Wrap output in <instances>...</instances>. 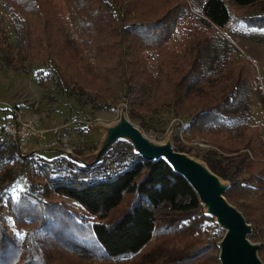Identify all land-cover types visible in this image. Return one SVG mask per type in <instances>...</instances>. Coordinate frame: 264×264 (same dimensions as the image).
I'll return each mask as SVG.
<instances>
[{"label": "trees", "instance_id": "trees-1", "mask_svg": "<svg viewBox=\"0 0 264 264\" xmlns=\"http://www.w3.org/2000/svg\"><path fill=\"white\" fill-rule=\"evenodd\" d=\"M2 1L14 19L26 20L19 33L24 59L53 65L48 56V34L63 33L65 28L54 16L53 21L39 20L34 26L33 20L43 19L41 12L54 10L56 3ZM129 3L133 10L125 7L120 13L119 28L109 0H61L74 37L59 35L55 39L64 40L71 48L74 43L81 45L89 52L88 60L98 71L99 80L109 86L107 107L127 97L129 118L157 105L176 115H188L181 139L173 136V149L188 154L191 148H184L182 141L199 136L218 150L205 151L199 159L230 183L224 197L248 217L247 222L254 223L249 238L261 243L258 256L264 263V145L256 147L258 129L249 125L248 101L256 85L255 71L247 59L233 56L234 50L218 35L195 33L180 53L166 46L179 20L186 17L195 18L211 31L264 36V0ZM196 3L200 12L195 16ZM107 20L112 23L113 38L118 35L124 40L123 50L118 51L116 38L115 44H86V38L105 33ZM33 29L39 31L37 38ZM143 51L153 53L154 89ZM54 70L68 90L71 83L56 67ZM35 76L38 82H46L39 71ZM164 82L169 84L168 90ZM20 149L10 143L8 152L19 159L21 170L29 167L34 180H29L15 199L0 195V210L5 206L24 238L20 247L15 246L0 224V264H218V239L200 237L202 223L210 220L203 217L186 181L161 160L143 161L122 142L113 146L101 164L90 168H79L63 158L19 157ZM70 151L82 154L76 148ZM241 197L256 199L260 206L238 203ZM57 199L78 205L90 218L81 217Z\"/></svg>", "mask_w": 264, "mask_h": 264}, {"label": "rangeland", "instance_id": "rangeland-1", "mask_svg": "<svg viewBox=\"0 0 264 264\" xmlns=\"http://www.w3.org/2000/svg\"><path fill=\"white\" fill-rule=\"evenodd\" d=\"M109 1L114 5L117 23L120 28V13H123L125 7H130L129 1L131 0ZM41 2L45 4L56 3L54 4L55 8L51 11H45V13L41 12L43 19L33 20V26L38 24L39 20L42 23L45 21L51 22L53 21L52 16H54L58 19L59 24H63L65 28L63 33L58 30V32L52 31V35L48 34L51 41L48 56L53 65L49 64L46 66L36 61L28 62L24 59L19 33L22 27L26 25V20H20L18 17L15 20L8 10V6L0 0V125L4 117L12 116L13 112H16L15 115L19 119L31 120L36 123L38 130L43 131L42 138L32 139L21 147L18 152L19 157H22V154L24 155L33 145L47 147L53 144H57L67 150L72 148L79 149L82 153L81 155H84L95 149L97 139L100 136L95 123H107L115 120L121 105L124 106L127 115L129 98H122L117 105L106 106L109 101L107 100L109 99V92L106 89L109 86L99 80L98 71L95 70L93 64L88 60L89 52L86 49H82L81 45L77 46L74 43L71 48L64 40L55 39L56 37H64L69 34L72 38L74 37L73 30H71L70 24L66 21L67 12L64 11L61 0H52V2L42 0ZM46 6L52 7V5ZM195 8L197 14L195 13L194 15L196 16L200 12L199 3L195 4ZM130 10H133V8L131 9L130 7ZM105 27L107 28L105 33L93 34L94 36L86 38V44L93 42L101 45L105 43L115 44L113 41L116 37L113 38L111 31L112 23L107 20ZM198 32L221 36L223 41L234 50L233 56L243 57L252 65L256 75V85L248 101L251 109L249 125H254L258 129L260 141L256 147L259 149L261 145H264V36L255 34L247 37L226 29H212L211 31L195 18L186 17L179 20L174 34L167 41L166 46L168 49L180 53L186 43L190 41L192 35ZM38 36L39 31L35 32L33 29V37L37 38ZM116 39V43L120 46H118V51L121 47L123 50L124 40L118 35ZM74 40L78 42V40ZM111 53H113V50ZM116 54L115 51L112 57L114 58ZM126 55L127 52L124 53V60H126ZM141 55L148 71L149 80L152 81L150 85L154 89L156 71L153 53L143 51ZM55 67L64 76L66 82L71 83L67 87L69 88L68 90H65L63 82L54 70ZM37 71L46 81L45 83L38 82L35 76ZM127 71L125 67V72ZM107 76L108 79L109 75ZM163 85L167 90L169 89L168 83L164 82ZM192 114L193 112L189 113V116ZM127 118L148 138L161 140L169 130H172L173 136L181 139L179 134L180 122L184 124L188 115L186 113L176 115L169 108L157 105L151 111H140L137 117L129 118L127 116ZM218 133L230 134L226 130H219ZM231 134L237 136L238 132L232 131ZM182 144L184 148H191L188 155L193 157L197 155L199 158L208 150L219 153L207 140L199 136L189 142L182 141ZM8 150L9 144L6 142L2 143L0 140V195L3 198L10 197L15 199L25 189L28 181H33L34 179L29 167L27 166L24 170H21L19 159L11 156ZM56 202L74 208L81 217L90 218L76 204L69 203L63 199H57ZM237 202L252 207L260 206L256 199L250 197L238 198ZM247 218L245 217L246 220H248ZM209 220L202 223L200 237L207 241L219 240L223 232L213 224L211 219ZM159 223H162V221H157V224ZM0 224L4 227L15 246L20 247L24 232L19 233L16 230L5 206L0 210ZM249 224L252 229L255 228L254 223ZM217 241H215V244ZM250 241L261 244L259 241ZM215 255L217 258V248Z\"/></svg>", "mask_w": 264, "mask_h": 264}, {"label": "water", "instance_id": "water-1", "mask_svg": "<svg viewBox=\"0 0 264 264\" xmlns=\"http://www.w3.org/2000/svg\"><path fill=\"white\" fill-rule=\"evenodd\" d=\"M95 125L100 136L95 149L87 154L77 155L53 144L47 147L33 145L22 157L35 156L43 160L63 158L79 168H90L101 164L116 143H125L143 161L161 160L186 181L197 198L203 217L211 219L223 232L215 244L218 264H264L258 256L260 244L249 240L251 225L224 197L230 183L211 172L199 158L175 151L172 130L161 140L148 138L129 121L123 105L119 107L115 120L96 122Z\"/></svg>", "mask_w": 264, "mask_h": 264}, {"label": "built area", "instance_id": "built-area-1", "mask_svg": "<svg viewBox=\"0 0 264 264\" xmlns=\"http://www.w3.org/2000/svg\"><path fill=\"white\" fill-rule=\"evenodd\" d=\"M13 112L12 116L6 117V120L1 123V142L16 143L19 147H23L30 140L42 138L43 131L38 130L35 122L31 120L19 119ZM183 127L180 122L179 134ZM181 135V134H180Z\"/></svg>", "mask_w": 264, "mask_h": 264}]
</instances>
